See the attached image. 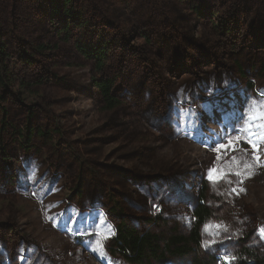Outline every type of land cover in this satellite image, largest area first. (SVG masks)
Instances as JSON below:
<instances>
[{
  "label": "rangeland",
  "instance_id": "rangeland-1",
  "mask_svg": "<svg viewBox=\"0 0 264 264\" xmlns=\"http://www.w3.org/2000/svg\"><path fill=\"white\" fill-rule=\"evenodd\" d=\"M72 11L0 0V264H133L113 249L122 222L196 238L144 264H264V0Z\"/></svg>",
  "mask_w": 264,
  "mask_h": 264
},
{
  "label": "trees",
  "instance_id": "trees-1",
  "mask_svg": "<svg viewBox=\"0 0 264 264\" xmlns=\"http://www.w3.org/2000/svg\"><path fill=\"white\" fill-rule=\"evenodd\" d=\"M54 8V16L65 13V17L71 18L74 13L72 11L73 0H49ZM59 35H64L63 41L70 40V25L65 23L60 27ZM78 51L85 58L94 60L98 63V72H102L105 53L102 50H94L81 43H76ZM2 69V66L0 67ZM3 70L5 68L3 67ZM264 72V70H263ZM114 81L111 79H102L95 81V87L100 92L104 103V109L112 111L116 109L120 102L113 94ZM1 98V97H0ZM27 132L23 134L25 148H30V144L36 135L35 129L31 126L27 127ZM47 133H44L46 136ZM82 180H80L74 189L81 195ZM113 214L122 217V210L113 208ZM170 237L166 241H162L159 235L141 234L129 224L122 222L117 226L116 236L113 240V249L118 252L127 261L133 264L151 263L152 261L163 260L168 256H187L195 253L196 238L188 237L179 232H171ZM197 264L201 263L199 260Z\"/></svg>",
  "mask_w": 264,
  "mask_h": 264
},
{
  "label": "snow or ice",
  "instance_id": "snow-or-ice-1",
  "mask_svg": "<svg viewBox=\"0 0 264 264\" xmlns=\"http://www.w3.org/2000/svg\"><path fill=\"white\" fill-rule=\"evenodd\" d=\"M254 147H255V145H254Z\"/></svg>",
  "mask_w": 264,
  "mask_h": 264
}]
</instances>
